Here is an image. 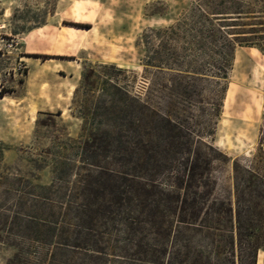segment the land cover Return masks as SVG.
Masks as SVG:
<instances>
[{"label":"rangeland","instance_id":"rangeland-1","mask_svg":"<svg viewBox=\"0 0 264 264\" xmlns=\"http://www.w3.org/2000/svg\"><path fill=\"white\" fill-rule=\"evenodd\" d=\"M217 1L0 0V221L17 211V220L37 223L36 234L26 229L10 236L23 247L26 264L48 259L51 264H154L148 227L134 245L135 231L127 234L117 220L124 215L115 209L119 199L102 183L104 175L97 165L104 157H114L113 150L105 151L96 140L90 146L95 157L90 164L88 151L80 148L84 121L73 111L82 97L80 91L74 96V89L85 62L121 67L105 73L130 93L169 94L174 54H182L181 68L188 69L182 76L189 82L184 92L191 99L180 106L184 110L179 115L190 129L213 127L210 136L201 134L224 154L211 162L213 195L230 191L231 158L249 155L264 123V52L256 47L264 49V0H231L253 15L242 16L230 29L239 36L221 111L213 123L214 58L209 50L197 55L201 25L192 7ZM201 41L207 47L218 45L211 38ZM145 62L163 66L158 70ZM111 122L104 121L102 127ZM135 173L130 203L120 202L142 209L149 206L148 192L155 187L145 184L150 177L147 168L137 167ZM86 206L100 209L82 219L77 209ZM110 209L111 216L117 214L115 221L102 218ZM139 213L140 220L145 219L144 212ZM137 223L132 227L138 229ZM87 239L101 250L70 246ZM11 249L0 244V264ZM255 264H264V246Z\"/></svg>","mask_w":264,"mask_h":264},{"label":"trees","instance_id":"trees-1","mask_svg":"<svg viewBox=\"0 0 264 264\" xmlns=\"http://www.w3.org/2000/svg\"><path fill=\"white\" fill-rule=\"evenodd\" d=\"M192 9L201 25L197 30L200 34L197 55L209 50L214 58L212 64L217 77L213 80L215 94L211 97L214 123L221 111L227 71L239 36V31L230 29L239 24L235 21L242 16L253 14L231 0ZM205 37L218 40V45L205 46L201 41ZM256 47L264 52L260 45ZM181 57L180 53L174 54L175 71L168 78L169 94L163 91L155 95L146 91L142 96L130 93L125 86L107 77L105 69H122L114 63L85 62L82 65L74 89V96L80 91L82 98L73 111L84 121L80 134V142L84 144L80 148L88 151L86 158L90 164L95 162L90 146L96 140L102 141L100 146L105 151L108 147L113 150L114 157H104L97 166L104 175L102 183L112 187L119 199L115 209L124 213L117 219V214L110 215V209L102 218L119 220L127 234L135 231L134 245L141 241V232L148 227L154 240L150 247L154 264H255L257 251L264 246V123L259 127L249 155L231 158L230 191L227 195H213L215 182L210 173L211 162L224 154L216 145L201 139V134L210 136L213 127L209 131H201L199 127L190 129L179 115L180 110H184L180 106L191 99L184 92L189 82L183 78L182 71L188 69L181 68ZM145 63L158 70L163 66L162 62ZM195 76V79L200 77ZM191 78L194 77L188 79ZM152 96L158 100H153ZM108 120L112 122L102 127ZM140 166L149 172L145 184L155 187L153 192H148L149 206L142 209L120 202L130 203L135 171ZM99 209V206H86L77 209V213L83 219L90 211L96 213ZM139 210L144 212L145 219L140 220ZM13 212V216L0 221V244L12 248L5 264H26L23 247L10 236L26 229L36 234L39 228L33 220H17L18 212ZM136 222L141 224L138 229L132 227ZM74 242L70 243L73 249L101 250L93 240ZM43 264H51V260Z\"/></svg>","mask_w":264,"mask_h":264},{"label":"crops","instance_id":"crops-1","mask_svg":"<svg viewBox=\"0 0 264 264\" xmlns=\"http://www.w3.org/2000/svg\"><path fill=\"white\" fill-rule=\"evenodd\" d=\"M247 47H248V48H250V49H252V48H253L251 45H248Z\"/></svg>","mask_w":264,"mask_h":264}]
</instances>
